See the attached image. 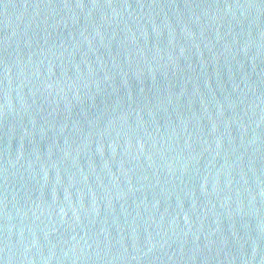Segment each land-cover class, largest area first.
<instances>
[{
  "label": "water",
  "instance_id": "water-1",
  "mask_svg": "<svg viewBox=\"0 0 264 264\" xmlns=\"http://www.w3.org/2000/svg\"><path fill=\"white\" fill-rule=\"evenodd\" d=\"M0 264H264V0H0Z\"/></svg>",
  "mask_w": 264,
  "mask_h": 264
}]
</instances>
